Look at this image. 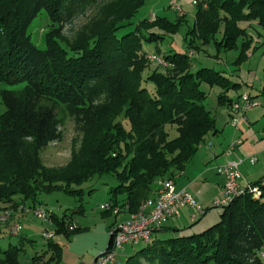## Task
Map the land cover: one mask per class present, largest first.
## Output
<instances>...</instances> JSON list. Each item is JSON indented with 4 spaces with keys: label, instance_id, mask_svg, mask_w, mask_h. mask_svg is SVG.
Segmentation results:
<instances>
[{
    "label": "trees",
    "instance_id": "1",
    "mask_svg": "<svg viewBox=\"0 0 264 264\" xmlns=\"http://www.w3.org/2000/svg\"><path fill=\"white\" fill-rule=\"evenodd\" d=\"M84 1L0 0V97L6 107L0 114L1 203L36 207L41 205L40 193L65 190L76 194L70 188L73 183L108 173L119 183L111 188L107 204L128 205L135 212L155 195L158 179H175L205 137L219 132L216 117L206 107L208 93L202 84L222 88L218 104L223 106L229 107L242 95L228 94L239 91L242 83L220 70L200 67L192 71L188 52L164 54L173 68L151 67L144 40H159L163 37L160 29L175 30L178 24L145 17L120 32L133 24L131 18L146 0H134L129 16L120 12L103 27H93L86 43L75 48L68 49L71 46L66 47L51 32L45 48L32 40L27 30L39 12L45 9L53 21L62 23ZM195 2L190 32L204 43L213 41L219 50L238 48L246 33L242 21L264 26V0ZM247 46L242 45L236 62L248 56ZM19 84L24 85L23 98L15 96L12 88L2 87ZM104 92H110L114 102L91 108L94 98ZM51 99L56 106L47 105ZM57 104L81 120L85 133L82 153L68 169L48 168L41 158V150L60 136ZM167 125H175L178 135L171 138ZM252 185L259 186L261 194L247 191L236 197L223 207L217 223L191 235L153 237L128 256L125 264H264L260 258L251 260L264 247V178ZM74 213L59 217L51 212L48 218L58 232L70 237L80 229ZM47 245L61 256L58 242L49 240ZM21 249L17 244L0 248V264H20Z\"/></svg>",
    "mask_w": 264,
    "mask_h": 264
},
{
    "label": "rangeland",
    "instance_id": "2",
    "mask_svg": "<svg viewBox=\"0 0 264 264\" xmlns=\"http://www.w3.org/2000/svg\"><path fill=\"white\" fill-rule=\"evenodd\" d=\"M179 6L183 9L181 14L169 6L168 0H146L145 4L131 18L133 24L130 27L122 28L120 32L132 28L145 17L154 21L153 14H156V19L158 17L167 18L170 22L177 23L178 27L175 30L160 29L159 32L163 35L161 39L144 40V50L149 54L156 53L160 58H164V54L168 52H188L191 57L192 71H196L200 67L215 68L229 76L233 81L241 82L242 86L239 89L241 94L259 95L257 98L260 99L263 106L258 109H251L248 113H250L252 120L249 122L247 119L244 120L242 118L243 121L240 120L238 129L243 128L245 125L246 127H251L247 138L246 135L242 134V137L245 138L244 143H249L250 139L256 142L263 141L264 138H262L261 134L264 126V112L259 116H252L251 114L264 111V96L261 95V91L264 88V26L259 25L256 21H242L240 26L246 29V33L241 35L238 41V48L226 50L222 47L219 50L215 47L216 44L213 41L204 43L197 35L190 32L194 26L197 11L195 0H179ZM133 7L134 0H85L62 23L53 21L47 10L43 9L31 20L27 32L40 48L46 47V35L51 32L64 40V45L66 47L68 45L71 46L68 48L71 49L86 43L85 41L90 36L89 34L92 32L93 27L99 25L103 27L120 12L129 16L134 10ZM180 20L181 22H179ZM191 43L193 45H190ZM242 45H248L244 50L248 56L236 62L242 53ZM149 63L151 67L158 65V61L151 60ZM163 66L165 67L161 66V69L166 70L174 67V65L172 67L166 64H163ZM152 86L153 84H150V87ZM2 87L14 89H11L12 93L23 98V84L15 87L3 85ZM202 88L208 93L205 101L206 107L214 115L226 118L225 108L218 104V95L222 88L217 85L210 86L207 83H203ZM239 91L232 90L230 92L235 94ZM52 100L47 105H51L53 103ZM111 102H114L111 93L104 92L94 98L90 104L93 106L91 108L95 109L94 107L99 108ZM53 104L55 105V103ZM57 105L55 113L60 120L58 127L60 136L49 142L41 150V158L43 164L48 168L68 169L73 166L75 157L82 153L85 133L81 120L65 110L64 106L60 108L59 104ZM5 109L6 107L0 97V114ZM228 112L230 113L229 108ZM121 120L124 121V119ZM259 120L260 123L257 124ZM224 125L226 124L223 121L221 126ZM166 129L170 131L171 138L178 135L175 125H167ZM221 133L219 132L217 135L209 134L207 140L212 138V141L205 140V143L202 142L200 144V154H197L198 158L187 164V171H190L191 175L195 174L199 177L201 171L207 165L213 163L214 159L210 160L212 155L208 153V150L214 149L213 138L220 137L223 139ZM210 143L213 145L210 146ZM206 162L207 164H205ZM203 178L197 180V187H195L197 188V195L199 197L202 194L204 198L211 200L215 193L213 185L208 184L206 188H202V184L208 182ZM160 180L158 179L157 185ZM118 183L117 178L112 174L96 173L81 182H75L71 185L70 188L78 191L76 194L68 193L65 190H58L53 193H40L39 200L41 205L36 207L23 202L18 207H15L11 202H0V248L6 249L10 244L21 246L20 264H95V260L102 256L100 254L107 252L108 247H110L112 227L130 215L129 212L125 211L119 214L114 213L112 210H115L118 206H110L107 209L103 207L110 202V190ZM179 184L178 189L181 187ZM199 189L201 190L200 193ZM18 200L21 201L20 197H18ZM197 202L204 207L203 201ZM38 207L45 209L48 215L53 212L59 217H63L65 213L73 214L75 212L73 215L74 221L79 225L80 229L70 237L63 232H58L57 225L48 218V215L47 218H42L35 213ZM80 207L83 211H80L81 209L78 210ZM27 208L31 210L27 211ZM204 208L206 210L205 215L201 216L200 214L181 235L202 232L221 219L223 207H216L210 204L209 207ZM16 224H20L21 227L19 234L13 233L15 231L13 227ZM174 232V229H167L161 235H156L159 232H155L152 236L166 239L173 237ZM46 233L52 234V237H45L44 234ZM49 240L56 241L62 246L59 258L48 247L47 242ZM143 246H145V242L138 244L125 243L122 248L117 250L116 260L111 264H125L128 256ZM259 258L264 261V247L256 251L251 260ZM145 264H158V262H145Z\"/></svg>",
    "mask_w": 264,
    "mask_h": 264
},
{
    "label": "built area",
    "instance_id": "3",
    "mask_svg": "<svg viewBox=\"0 0 264 264\" xmlns=\"http://www.w3.org/2000/svg\"><path fill=\"white\" fill-rule=\"evenodd\" d=\"M169 6L180 14L183 12L179 6V0H168ZM156 14H153L155 19ZM149 60L158 61V65L163 64L173 66L163 57L160 58L156 53L148 55ZM262 106L259 98L243 93L240 98L230 105V124L237 127L243 115L253 109ZM242 138L234 140L227 151V154H233L236 149L243 143ZM212 145V143H210ZM257 161V155L251 154L248 157H238L237 159L228 160L225 164L218 167V172L225 176V183L222 193L217 197L213 204L216 207H224L229 205L236 197L251 191L255 196L261 194V189L257 185H242L240 182L241 171L240 166L247 162L254 164ZM158 189L154 197L146 199L137 211H130L129 206H118L114 213L119 214L122 211L129 212L130 215L123 221L117 222L111 230L112 243L105 255L95 260V264H111L115 262L117 250L122 248L125 243L138 244L140 242H149L153 238L155 231L162 229L166 223L173 217L178 216L184 207H192L195 210L193 218L204 213L205 209L196 201L195 197L186 189L178 190L175 181L172 178H164L158 182ZM105 209L110 205L103 206ZM31 210L27 208V211ZM35 213L42 218H47V211L42 207H38ZM13 228L14 234L20 232V224H16ZM45 237L51 238L52 234L46 233Z\"/></svg>",
    "mask_w": 264,
    "mask_h": 264
},
{
    "label": "crops",
    "instance_id": "4",
    "mask_svg": "<svg viewBox=\"0 0 264 264\" xmlns=\"http://www.w3.org/2000/svg\"><path fill=\"white\" fill-rule=\"evenodd\" d=\"M228 94L232 97H236L237 95L241 94V92L239 91L235 94L229 92ZM261 95L264 96L263 92H261ZM219 106H223V105H219ZM223 107L225 108L224 113H225L226 118L225 117L220 118L219 115H214L216 117V120H217V126L219 129V132H222L221 136L223 135V139H221L220 137L215 138V139L213 138L214 149L212 148V149L208 150V153H210L212 155L210 160L214 159L213 163L210 165H207L201 171V173L199 174V177L196 176L195 174L191 175L190 171H187V166H186V170L178 173L174 179V181H176L175 182L176 188L178 187V184L180 183L179 185L181 187H180V189L177 188L178 190L186 189L188 192H190L195 197L196 201H203L205 204L204 207H209L210 204H213L214 200L221 195L222 189H223V186L225 183V176L218 172V167L225 164L228 160L237 159L238 157H248L251 154H256L258 156V161L256 163L250 164V163L245 162L241 165L240 169H241V175L242 176L240 178V182L242 185H248V184L254 183L255 181L260 180V178L261 179L264 178V140L260 141V142H256L255 140H251L249 138L250 142L244 143L245 138L242 137L243 136L242 134L246 135V138H247L248 137L247 136L248 131L251 127H248V126L246 127V125H245L243 128L238 129L239 124L237 127H233L230 124V113L228 112V107L227 106H223ZM258 108L259 107L255 108V109H258ZM260 108H261V106H260ZM249 111H247L243 115V117H241L240 120H242V118H244V120L247 119L250 122L252 119L249 115L250 113H248ZM263 112L264 111H258L256 113L251 114V115L252 116H259L260 114H263ZM223 121L225 122L226 125L221 126V125H223ZM239 123H240V121H239ZM259 123H260V120L257 124H259ZM220 128H221V130H220ZM262 130H263V133L261 134V136H262V138H264V126H263ZM219 132L217 134H219ZM217 134H212V135H217ZM207 137H209V134L205 137L206 141H212V138H209V140H207ZM237 138H242L244 142L236 149L235 153L228 155L227 151L229 149L230 144L234 140H236ZM212 145H210V146H212ZM197 154H200L199 149L196 152V154L194 155L192 160H196L198 158ZM205 164H207V162ZM203 177L208 182L203 183L201 186L202 188L203 187L206 188L208 186V184L213 185V190L215 193L213 194L211 200H209V199L207 200L206 198L203 197L202 194H200L199 197L197 195V192H196L197 188H195V187H197L196 186L197 180L199 178L202 179ZM198 191L200 193L201 190L199 189ZM205 213H206V210L204 211V213L201 214V216L205 215ZM193 214H195L194 208L189 207V206L184 207L181 210V213L178 216L170 219L161 230L157 231L159 233H157L156 235H161V233L167 229H174L175 230L174 236L181 235V233L183 231H186L187 228L190 227V224L193 221H195L198 218V216L200 215V214L197 215L196 219H194Z\"/></svg>",
    "mask_w": 264,
    "mask_h": 264
},
{
    "label": "water",
    "instance_id": "5",
    "mask_svg": "<svg viewBox=\"0 0 264 264\" xmlns=\"http://www.w3.org/2000/svg\"><path fill=\"white\" fill-rule=\"evenodd\" d=\"M106 253H107V252H104V253H102V254H100V255H105ZM100 255H99V256H100Z\"/></svg>",
    "mask_w": 264,
    "mask_h": 264
},
{
    "label": "bare ground",
    "instance_id": "6",
    "mask_svg": "<svg viewBox=\"0 0 264 264\" xmlns=\"http://www.w3.org/2000/svg\"><path fill=\"white\" fill-rule=\"evenodd\" d=\"M161 230V229H160ZM157 231H159V230H157ZM157 231H155V232H157Z\"/></svg>",
    "mask_w": 264,
    "mask_h": 264
}]
</instances>
